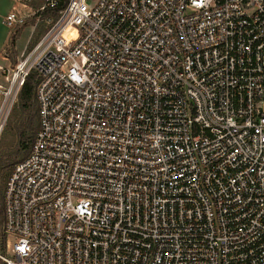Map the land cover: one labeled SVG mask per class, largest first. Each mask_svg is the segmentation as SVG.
<instances>
[{
    "label": "built area",
    "instance_id": "obj_1",
    "mask_svg": "<svg viewBox=\"0 0 264 264\" xmlns=\"http://www.w3.org/2000/svg\"><path fill=\"white\" fill-rule=\"evenodd\" d=\"M60 1L5 20L48 27L0 62V141L39 76L0 259L264 264V0Z\"/></svg>",
    "mask_w": 264,
    "mask_h": 264
},
{
    "label": "trees",
    "instance_id": "obj_2",
    "mask_svg": "<svg viewBox=\"0 0 264 264\" xmlns=\"http://www.w3.org/2000/svg\"><path fill=\"white\" fill-rule=\"evenodd\" d=\"M68 1L69 0H61L58 6H56L53 9H48L46 12H44L42 18L46 19L52 17L53 19H57L60 15V12L66 7ZM20 33L21 31L19 32L18 37ZM18 37L12 36L10 39V43L12 45H15ZM38 82H39V76L36 73L31 74L27 78L19 94L18 103L15 106L14 111L12 113L13 120L15 119L17 120V123L19 122V124H17V131H18L20 146L24 145L25 140L29 135L30 138L34 141V138L39 128V106H38V97H37ZM31 146H23L26 152L22 156L21 160L25 159L29 155ZM18 162L9 161V160L5 162H0V172L12 166V169L9 172H7V175L3 176L2 179L0 180V242H1L0 251L2 252V254H6L7 252V234L4 230V223H5L4 193H5L7 181L10 177L13 167ZM1 263L5 264L0 260V264Z\"/></svg>",
    "mask_w": 264,
    "mask_h": 264
},
{
    "label": "rangeland",
    "instance_id": "obj_3",
    "mask_svg": "<svg viewBox=\"0 0 264 264\" xmlns=\"http://www.w3.org/2000/svg\"><path fill=\"white\" fill-rule=\"evenodd\" d=\"M37 1H40V3L42 2V0H37ZM33 25H36V20L35 19L28 20L26 25L24 26V27L27 26L26 29L24 30L23 34L20 33L19 35L20 38L18 37V34L24 27L18 29L15 35H12L18 37L17 39H19L17 44L19 53L25 52V54H27L36 45V43L39 41V39L42 37V35L45 33L48 27L46 22L41 21L40 23H38L35 31L32 33ZM4 53L9 57L11 63L15 65L16 62L18 61V57L20 56L15 50V45L9 43V45L5 47L3 54ZM17 124H19V122L17 123V120L15 119L13 120V115H12L0 141V162H5L8 160L14 162L20 161L22 156L26 152L23 146H31V143L33 142V140L30 138L29 135L27 136L24 145L20 146ZM11 169L12 166L1 171L0 180L2 179L3 176L7 175V172H9ZM7 242H8V236H7ZM0 249H1V242H0ZM0 253L2 254L1 251ZM3 255L6 256L7 252L6 254ZM1 262L3 261L1 260Z\"/></svg>",
    "mask_w": 264,
    "mask_h": 264
},
{
    "label": "crops",
    "instance_id": "obj_4",
    "mask_svg": "<svg viewBox=\"0 0 264 264\" xmlns=\"http://www.w3.org/2000/svg\"><path fill=\"white\" fill-rule=\"evenodd\" d=\"M24 5H28L29 8L25 9ZM40 5V1L37 0H0V62H2L3 64H12L9 57L5 55V53L3 54L5 47L9 45L10 39L12 37L10 29L5 23L6 17L10 12L13 11L14 8L26 14H33ZM26 27L21 30L22 34ZM33 32L34 28L32 27V33ZM18 41L19 39L16 40L15 50L21 56L22 53H19L17 48ZM4 58H6V60H4Z\"/></svg>",
    "mask_w": 264,
    "mask_h": 264
}]
</instances>
